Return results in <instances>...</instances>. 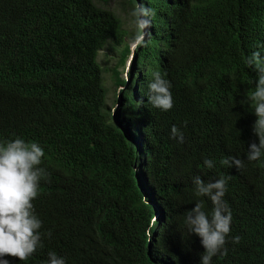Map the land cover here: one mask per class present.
Masks as SVG:
<instances>
[{"label":"trees","instance_id":"1","mask_svg":"<svg viewBox=\"0 0 264 264\" xmlns=\"http://www.w3.org/2000/svg\"><path fill=\"white\" fill-rule=\"evenodd\" d=\"M136 2L122 4L130 13ZM142 2L156 12L152 38L124 78L113 70L112 112L98 56L111 43L124 66L133 29L94 0H0V142H38L50 174L33 201L43 247L9 264H46L49 251L66 264H199L185 212L212 205L193 178L221 175L231 176L232 224L227 254L212 264H264V155L247 160L258 144L256 73L244 64L255 51L264 58V0ZM155 71L171 83L169 111L148 101ZM173 125L183 143L170 138ZM225 156L245 166L224 167Z\"/></svg>","mask_w":264,"mask_h":264},{"label":"clouds","instance_id":"2","mask_svg":"<svg viewBox=\"0 0 264 264\" xmlns=\"http://www.w3.org/2000/svg\"><path fill=\"white\" fill-rule=\"evenodd\" d=\"M155 15V10L145 7L142 0L136 2L129 13L133 29L128 40L131 50L147 46L152 36L146 29L151 27V17ZM244 64L256 73L255 87L248 97L254 106L253 113L256 117L253 134L258 138V144L251 143L247 150V160L251 162L264 155V58L259 51H255L244 58ZM129 66L127 61L126 71ZM165 75L166 73L155 71L148 85V101L161 111H169L174 104L171 83ZM170 138L178 143L184 142L183 133L175 125L171 127ZM44 157L45 151L36 141L26 142L24 138L16 137L0 142V264H9L6 257L27 261L37 249L43 247L44 234L40 231L42 221L35 212L33 201L40 195L41 181L50 176L46 168L41 167ZM203 163L208 169L215 167L211 159H204ZM220 164L237 170L245 166L244 160L236 156H225ZM230 179V175H221L209 182H205L200 176L193 178L196 196L206 197L212 205L210 212L206 211V202L201 199L185 212V224L191 234L199 238L203 248L199 264H212L213 257L227 254L225 245L231 232L232 212L224 196ZM46 235L51 237V231ZM240 239L239 236L233 237L232 242L239 243ZM46 264H66V261L56 252L49 251Z\"/></svg>","mask_w":264,"mask_h":264},{"label":"rangeland","instance_id":"3","mask_svg":"<svg viewBox=\"0 0 264 264\" xmlns=\"http://www.w3.org/2000/svg\"><path fill=\"white\" fill-rule=\"evenodd\" d=\"M96 4L104 6L112 10L122 21L127 30H132L130 25V16H129V7L122 4L123 0H106V3H102V0H94ZM124 5V6H123ZM113 49V45L108 43L106 48L103 49L98 56V62L100 63L101 67L104 69V80L105 85L108 88V103L109 107L112 109V112L115 111L116 104H115V93H118L120 90L117 86L113 85V70L116 67L117 73L120 75V78L125 77L126 71V64L125 61L124 66H119V52L120 48ZM119 89V90H118Z\"/></svg>","mask_w":264,"mask_h":264},{"label":"water","instance_id":"4","mask_svg":"<svg viewBox=\"0 0 264 264\" xmlns=\"http://www.w3.org/2000/svg\"><path fill=\"white\" fill-rule=\"evenodd\" d=\"M133 50H131V55H130V58H129V60H128V65L130 64V61H131V59H132V57H133ZM158 217V215L157 216H155V218H157Z\"/></svg>","mask_w":264,"mask_h":264},{"label":"bare ground","instance_id":"5","mask_svg":"<svg viewBox=\"0 0 264 264\" xmlns=\"http://www.w3.org/2000/svg\"><path fill=\"white\" fill-rule=\"evenodd\" d=\"M131 64V63H130Z\"/></svg>","mask_w":264,"mask_h":264}]
</instances>
